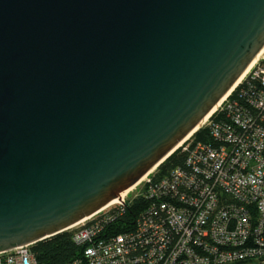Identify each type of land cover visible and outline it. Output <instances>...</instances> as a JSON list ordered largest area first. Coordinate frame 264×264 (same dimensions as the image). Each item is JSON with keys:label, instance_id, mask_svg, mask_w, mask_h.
Segmentation results:
<instances>
[{"label": "water", "instance_id": "obj_1", "mask_svg": "<svg viewBox=\"0 0 264 264\" xmlns=\"http://www.w3.org/2000/svg\"><path fill=\"white\" fill-rule=\"evenodd\" d=\"M263 47L264 0H0V252L123 201Z\"/></svg>", "mask_w": 264, "mask_h": 264}, {"label": "built area", "instance_id": "obj_2", "mask_svg": "<svg viewBox=\"0 0 264 264\" xmlns=\"http://www.w3.org/2000/svg\"><path fill=\"white\" fill-rule=\"evenodd\" d=\"M262 59L226 96L227 103L216 107L197 129H209V141L192 139L194 132L177 148L188 152L190 173L177 167L156 179L158 166L112 206H125L126 196L142 183L143 191L158 201L177 194L180 185L189 195L146 209L127 235L106 229L102 212L70 227L87 264H264ZM136 249L140 253L133 261L130 255ZM0 264L38 261L31 245H22L0 252Z\"/></svg>", "mask_w": 264, "mask_h": 264}, {"label": "trees", "instance_id": "obj_3", "mask_svg": "<svg viewBox=\"0 0 264 264\" xmlns=\"http://www.w3.org/2000/svg\"><path fill=\"white\" fill-rule=\"evenodd\" d=\"M221 115H214L213 119L220 121ZM209 129H202L192 136L194 140H204L209 141L210 132ZM188 152L176 149L157 169L154 177L156 179L168 176L173 169L180 167L184 172H189L188 166ZM190 173V172H189ZM200 180L208 182L200 176ZM177 190V194L172 192L171 194L164 197V199H156L157 197H152L150 194L142 191L138 196L133 199H128L125 206L114 205L102 212L107 219L106 229H110L114 233L120 234H130L131 231L136 229V218L140 216L146 209H150L152 206L160 207V203L166 202V204H173L177 202L178 198L183 195H189L190 191L182 187ZM171 206V205H169ZM172 207V206H171ZM73 232L71 230H65L57 235L51 236L44 239L31 247V251L36 256L38 264H87L82 257V247L77 245L73 239ZM129 238L133 235H128ZM131 238V239H132ZM130 257L131 260H135L139 255V249L132 250Z\"/></svg>", "mask_w": 264, "mask_h": 264}, {"label": "rangeland", "instance_id": "obj_4", "mask_svg": "<svg viewBox=\"0 0 264 264\" xmlns=\"http://www.w3.org/2000/svg\"><path fill=\"white\" fill-rule=\"evenodd\" d=\"M264 58V57H263ZM261 60H263V59H261ZM260 60V61H261ZM239 84V83H238ZM237 83H236V85H238ZM235 85V86H236ZM241 85V84H240ZM239 85V86H240ZM239 86L237 87V88H239ZM233 97V96H232ZM228 99H229V97H225V98H223V99H221L220 100V102L214 107V110H216L220 105H224V104H226L227 103V101H228ZM217 107V108H216ZM216 108V109H215ZM214 110H212V112L214 111ZM212 112H210V114L212 113ZM210 114H208L205 118H207ZM204 118V119H205ZM141 187H139L138 189H137V191H133L132 193H130V194H128L126 197H129L128 199H133L134 197H136V196H138L143 190H144V183H142L141 185H140ZM125 197V198H126Z\"/></svg>", "mask_w": 264, "mask_h": 264}, {"label": "bare ground", "instance_id": "obj_5", "mask_svg": "<svg viewBox=\"0 0 264 264\" xmlns=\"http://www.w3.org/2000/svg\"><path fill=\"white\" fill-rule=\"evenodd\" d=\"M264 57V47L262 48V50L259 52V54L256 56V58L254 59V61L251 63V65L247 68V70L244 72V74L241 76V78L239 79V81L244 77V75L259 61V60H261L262 58ZM239 81L237 82V84L239 83ZM206 120V118L205 119H203L202 121H201V123L196 127V129L194 130V132H196L197 131V129L200 127V126H202V124L204 123V121ZM193 132V133H194ZM192 133V134H193ZM191 134V135H192ZM130 190V189H129ZM128 192V190L127 191H125L123 194H126Z\"/></svg>", "mask_w": 264, "mask_h": 264}, {"label": "clouds", "instance_id": "obj_6", "mask_svg": "<svg viewBox=\"0 0 264 264\" xmlns=\"http://www.w3.org/2000/svg\"><path fill=\"white\" fill-rule=\"evenodd\" d=\"M143 178H144V177H143ZM143 178H142V179H143ZM142 179H141V180H142ZM141 180H140V181H141ZM140 181H139V182H140ZM139 182H138V183H139ZM135 185H136V184H135ZM135 185H134V186H135ZM131 188H132V187H131ZM131 188H130V189H131ZM97 215H98V214H97ZM68 230H69V229H68ZM71 231H72V230H71ZM33 245H34V244H33ZM33 245H31V247H32ZM77 245H78V244H77Z\"/></svg>", "mask_w": 264, "mask_h": 264}]
</instances>
